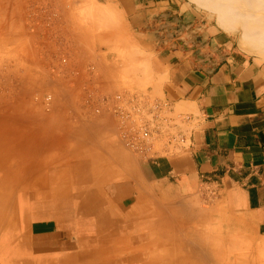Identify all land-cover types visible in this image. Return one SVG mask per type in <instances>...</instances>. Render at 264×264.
Listing matches in <instances>:
<instances>
[{"label":"rangeland","instance_id":"374dc122","mask_svg":"<svg viewBox=\"0 0 264 264\" xmlns=\"http://www.w3.org/2000/svg\"><path fill=\"white\" fill-rule=\"evenodd\" d=\"M208 1L209 9L196 6L222 31L224 22L232 24L236 29L225 32L237 47L255 43L260 49H250L251 55L264 61V0ZM135 37L137 31L121 13L100 0H0V150L11 155L21 141L37 152L30 161L6 163L10 177L30 174L34 181L28 192L46 193L31 202L38 203L36 208L50 206L55 215L64 208L71 224L94 212L75 207L73 193L133 175L145 157L120 136L113 106L115 96L125 92L120 88L110 98L95 89L90 82L99 79L98 68L76 53L80 48L104 60L111 57L106 79L122 86L145 69ZM140 119L135 115L132 122ZM150 204L153 243L138 248L148 258L135 264H172L187 253L193 264H264V236L240 228L220 200L161 198ZM102 205L109 203L102 198ZM24 220L18 214L16 226L30 244L24 232L36 224L23 228Z\"/></svg>","mask_w":264,"mask_h":264},{"label":"crops","instance_id":"0c3cea01","mask_svg":"<svg viewBox=\"0 0 264 264\" xmlns=\"http://www.w3.org/2000/svg\"><path fill=\"white\" fill-rule=\"evenodd\" d=\"M100 1L117 9L137 31L145 69L121 86L106 79L111 57L104 60L78 48L75 53L99 70V79L90 83L110 98L120 88L143 96L145 105L136 100V109L144 117H168L164 131L182 132L188 145L178 153L153 149L133 175L105 188L85 189L95 193L98 206L75 224L64 208L59 215L50 206L24 210L26 223L36 226L27 229L31 242L16 261L143 262L148 257L138 248L153 243L151 199H217L240 228L264 236V61L238 48L229 31L216 27L191 0ZM184 115L188 119L174 123ZM82 232L90 238L82 240Z\"/></svg>","mask_w":264,"mask_h":264},{"label":"bare ground","instance_id":"6f19581e","mask_svg":"<svg viewBox=\"0 0 264 264\" xmlns=\"http://www.w3.org/2000/svg\"><path fill=\"white\" fill-rule=\"evenodd\" d=\"M193 2L207 9L212 6L208 0H194ZM223 28L225 31L227 30L229 32H232L234 29H236L232 24L225 22ZM256 31L258 32V30ZM241 36L242 33H240V37ZM253 48L260 49V47L256 46L255 43H248L246 48L240 47L243 52L248 54H254L251 53L252 51L250 50ZM12 135H15V133H12ZM1 141H3V133L0 130V142ZM19 145L20 146L14 147L11 155L0 150V161L2 158L3 160L1 163L4 162L2 165L4 168V174L2 176L0 175V264H4L5 262L16 258L18 259V257L21 255V252L26 253L25 249L27 250L26 245L28 243L25 242L23 238L24 236L21 237L20 233H18L16 226L17 215L21 213L22 216H25L23 214L24 210H30L31 208H36L39 206L38 203H33L31 201L43 198L46 195V193H29L34 181L30 174L28 176L19 178V180L10 177L11 169L9 167L11 166H7L6 163H15V161L22 162L23 160L30 161L35 159V156H37V152H34L30 147L21 146V141ZM54 181L55 180H51L50 184H54ZM6 191L7 193H5ZM19 191L21 193H17ZM83 192L84 189H80L79 192L73 193L74 195L71 202L75 205V207L83 208L86 212L94 211L95 207L98 206L95 193ZM24 222L25 223L22 224L23 228L28 227L26 220H24ZM25 234L26 232H24V235ZM84 236L85 233L82 232L81 237L84 238ZM189 256V253L184 254L182 258H180L176 263L172 264H193L192 258ZM16 260H14L15 262H11V264H19ZM109 263L110 262H108V264Z\"/></svg>","mask_w":264,"mask_h":264},{"label":"built area","instance_id":"2783aa9c","mask_svg":"<svg viewBox=\"0 0 264 264\" xmlns=\"http://www.w3.org/2000/svg\"><path fill=\"white\" fill-rule=\"evenodd\" d=\"M115 100L113 111L120 121V136L126 145L136 153L146 156L154 150L173 152L182 150L188 145L187 138L182 132L164 131L166 128H163V126L166 127L168 117L153 114L144 117L136 109L134 104L136 100L139 101L142 108L145 105L146 101L143 96L124 93L116 95ZM152 107H155V105L152 104ZM135 115L141 116L142 120L140 119L141 121L138 124L132 122V117ZM186 119H188L186 115L175 117L174 123ZM126 122L131 124L126 126ZM156 146H159V148L156 149Z\"/></svg>","mask_w":264,"mask_h":264}]
</instances>
